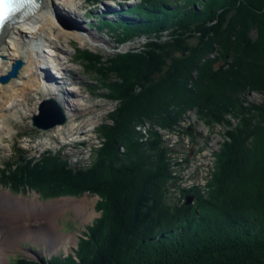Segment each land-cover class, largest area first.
Here are the masks:
<instances>
[{"label":"trees","instance_id":"obj_1","mask_svg":"<svg viewBox=\"0 0 264 264\" xmlns=\"http://www.w3.org/2000/svg\"><path fill=\"white\" fill-rule=\"evenodd\" d=\"M124 11L133 19L100 14L95 28L106 27L116 48L144 39L140 46L107 57L77 50L115 102L89 162L21 154L0 169V184L40 199L99 197L100 216L74 252L45 264H264V0H140ZM249 91L262 101L245 104ZM192 108L208 124L227 114L237 121L209 194L174 205L160 135L151 130L140 142L136 128L171 130Z\"/></svg>","mask_w":264,"mask_h":264},{"label":"rangeland","instance_id":"obj_2","mask_svg":"<svg viewBox=\"0 0 264 264\" xmlns=\"http://www.w3.org/2000/svg\"><path fill=\"white\" fill-rule=\"evenodd\" d=\"M139 1L140 0H96L93 2L92 0H74L75 5L71 7L70 11L64 9L67 13L71 12V14H69L70 18H67V16L65 17L64 12H60L63 18L67 19L65 21H71L73 26L76 25L77 21H80L83 26L87 27L88 31L84 33L91 40L80 42V39L74 32L76 29L64 31L66 34L70 35V37L59 32V34L53 35L48 39L51 40V43L49 42L51 51L49 52L54 54L51 58H49L50 56L48 57V64L51 62L55 69L65 70L63 74L64 80H62V83L60 80L58 84L59 92L63 94L64 110L67 112L72 110V112L67 114L69 115V120L74 117L79 118L74 121L73 124L68 121V123L65 122L64 124H60V126L55 129L54 126L47 130H40L32 126L30 117L34 113L28 111V107L25 109L24 107L19 108L17 112H6L8 121L0 122V169L7 162H14L21 154L39 159L48 151L51 153L59 152L62 156L67 157L73 164H87L89 162L92 156V148L99 145V137L96 128L99 123L107 120V113L115 107V102L105 96L107 90L101 88V81L96 79V74L84 69L81 60H79L81 54L77 50L79 48L88 49L92 52H99L104 57H107L117 50L122 51L131 47L140 46L141 43L144 42V39L127 42L119 48H116V42L111 34L104 35L103 33L96 32V28L93 26L96 22L94 17L104 14L107 8L110 10H120V12H122L126 7L133 6ZM108 14L111 15L112 13ZM125 17L129 19L133 18L131 15H126ZM167 38L168 36L165 33L162 40ZM179 54L178 52L177 55ZM53 58L54 61H52ZM72 70L73 72H71ZM49 86L50 85L46 84V88H49ZM35 96H37L38 99L31 109L37 113L39 103L42 99L50 97L40 93ZM242 96L245 104H257L261 102L263 98L262 94L256 91H249ZM225 117V120L222 122L208 124L198 116V112L195 108L189 109L183 114L182 119H192L193 122L198 125V128L201 129V134L197 133L198 135L195 134V130L192 126L193 135H190L187 129L182 126V123L177 129V134L166 133L164 131L165 129L159 125L150 127L151 125L149 122H141V125L136 128V130L140 131V142L149 140V132L151 130H155L160 135L162 142L161 146L166 150V162L169 171V178L166 184L168 189L167 201L170 204H185L184 196L180 192V184L182 182V176L186 174V160L190 157L194 160L195 167L193 166L187 175L194 178L192 181L194 185L191 187L193 189L190 191L183 189L182 192L194 195V200L191 204H193L196 199L194 193L200 194L202 198L209 194L212 188L213 175L216 170L217 154L221 150L223 143L229 141L228 133L233 130L237 121L230 114H227ZM75 125L76 127H74ZM60 127L68 131L65 130V133L60 134L57 131V128ZM191 149L192 154L189 156ZM121 151H123L122 148ZM178 158H182V161H178ZM173 160H176L175 165L172 164ZM173 166H175V168ZM174 171L176 174L173 173ZM201 176H203V178ZM11 190L12 189L8 185L2 186V184H0V193H2V191L11 192L14 196H23L28 199L38 197L41 203L58 201L66 198H73L75 199L74 202L87 198L89 202V208L86 212H78L75 209V206L78 204L60 201V205L63 204L62 206H66L67 204V206L64 208L65 210L62 209L60 213L54 216L45 213V211L43 212V210L35 212L29 208L25 218L23 217L24 219H21V223H16L15 218L9 216V213L12 212L9 208V203L0 204V241L5 245V248H7V257L9 258V262L12 259L13 264L17 260L15 257L19 256L20 253H22L27 260L38 262L37 256L27 250L30 246L47 257L58 254L67 255L71 253V251L74 252L77 248L79 239L85 236L84 234L87 231V227L91 226L94 219L99 217L101 213L97 207L99 197L93 193H83L80 196L62 195L59 197L40 199V196L29 188H26L25 192H16L13 190L12 192ZM91 213H93V215H91ZM18 226L21 228L19 229ZM34 233L48 234L52 237L60 233L63 243L58 251L48 254L47 243L42 241V238L38 239L31 235ZM71 238L73 239L71 240ZM5 262L6 261L3 259V263ZM12 262L10 263L12 264Z\"/></svg>","mask_w":264,"mask_h":264},{"label":"bare ground","instance_id":"obj_3","mask_svg":"<svg viewBox=\"0 0 264 264\" xmlns=\"http://www.w3.org/2000/svg\"><path fill=\"white\" fill-rule=\"evenodd\" d=\"M40 2L41 3L39 6L34 7L29 12L17 15L10 24H6L3 27L2 32L0 33V76L10 71L11 65L15 60L21 59L24 62L15 77H11L7 82H0V122L8 121L6 118V112H17L18 109L22 107H24V109L28 107V111L35 113V111L31 108L35 105L36 100L38 99L35 95H39V93L50 97L49 99H53V104L57 107L59 106L61 110L64 111V114L67 118L66 123L69 121L71 124H73L74 121L78 120L79 118L74 117L69 120V115L67 114L72 112V110L70 109V112L64 110L65 106L63 104V94H61L59 92V88H57L59 84L57 80L52 82L56 91H51L50 88H46L45 80L42 78L41 72L38 69L40 68V64L44 63L45 58L41 56L39 57L35 54L34 50L35 48L39 47V42H35L31 39L42 37L41 39L46 41L48 47L50 48L51 40L48 39L51 38V36L57 35L59 32H61L70 37V35L66 34L64 31H72L76 29L74 32L80 39V42H87L89 40H87V36L84 35L83 32L79 31L77 27L68 29L62 26L61 22L59 21V16L60 18H63V15L61 14L63 12L65 17L67 16V18H70L69 14H71V12L67 13L64 9L70 11L71 7L75 5L74 0H40ZM64 71L65 70H63V73H65ZM71 72H73V70ZM62 80L64 79H61V83ZM58 126L60 125H56L54 129ZM74 127H76V125ZM65 130L68 131L63 127L57 128V131L60 134L65 133ZM60 201H68L67 203L73 202L74 204H78L75 206V209L78 212H86L89 208V202L87 198L79 200L78 202H74L75 199L73 198H66L58 201L41 203L39 202L38 197L28 199L24 198L23 196H14L11 192L2 191V193H0V204L9 203V208L12 210V212L9 213V216H13L16 223H21V219L25 218L29 208L35 212L43 210V212L45 211V213H49L50 215L54 216L60 213L62 209L67 206V204L66 206H62L63 204L60 205ZM91 215H93V213H91ZM18 228L20 229L21 227L18 226ZM31 235L38 239L42 238V241L47 243L48 254L58 251L63 243L60 233H57V236L55 237L41 233H34ZM73 238H71V240ZM3 259L6 261L5 263H3ZM0 264H8L7 248H5V245L1 243V241Z\"/></svg>","mask_w":264,"mask_h":264},{"label":"water","instance_id":"obj_4","mask_svg":"<svg viewBox=\"0 0 264 264\" xmlns=\"http://www.w3.org/2000/svg\"><path fill=\"white\" fill-rule=\"evenodd\" d=\"M23 65V61L17 59L13 62L11 70L7 75L0 78L1 82H7L11 77H15L21 66ZM54 100L45 98L39 103L38 112L34 113L31 117V124L36 129L47 130L56 125L64 124L67 120L64 112L61 108L53 104ZM56 103V102H55ZM57 104V103H56ZM187 131L190 135H193V128L190 126L187 128ZM192 153V149L190 150ZM194 200V195L187 193L185 194V204H191ZM38 261L42 263V258L40 254H37Z\"/></svg>","mask_w":264,"mask_h":264},{"label":"built area","instance_id":"obj_5","mask_svg":"<svg viewBox=\"0 0 264 264\" xmlns=\"http://www.w3.org/2000/svg\"><path fill=\"white\" fill-rule=\"evenodd\" d=\"M182 119V118H181ZM179 120L178 123L174 126V128L172 130H168L165 129L164 131L166 133L169 134H177V129L179 128L180 124L182 123L183 127H187L189 125L194 126L196 133L201 134L200 132V128H198V125H196L192 119L190 120H186V119H182ZM178 161H182V158H178ZM176 160H173L172 164L175 165ZM186 164H187V169H186V174L182 176V182L180 184V188H191L194 185V182H192L194 180V178L189 177L187 174H189L190 170L192 169V167H195V163L194 160L191 158L189 160H186ZM175 168V166H173ZM174 174H176V172H173ZM203 178V176H201ZM197 185V184H196ZM202 194V193H201Z\"/></svg>","mask_w":264,"mask_h":264},{"label":"snow or ice","instance_id":"obj_6","mask_svg":"<svg viewBox=\"0 0 264 264\" xmlns=\"http://www.w3.org/2000/svg\"><path fill=\"white\" fill-rule=\"evenodd\" d=\"M14 9V0H0V25L4 23Z\"/></svg>","mask_w":264,"mask_h":264}]
</instances>
